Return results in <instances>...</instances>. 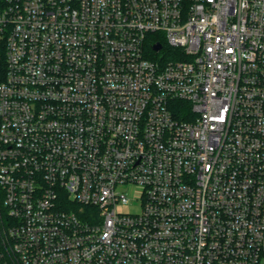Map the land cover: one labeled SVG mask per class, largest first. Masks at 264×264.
I'll return each instance as SVG.
<instances>
[{
  "label": "built area",
  "instance_id": "obj_1",
  "mask_svg": "<svg viewBox=\"0 0 264 264\" xmlns=\"http://www.w3.org/2000/svg\"><path fill=\"white\" fill-rule=\"evenodd\" d=\"M262 258L264 0H0V264Z\"/></svg>",
  "mask_w": 264,
  "mask_h": 264
},
{
  "label": "rangeland",
  "instance_id": "obj_2",
  "mask_svg": "<svg viewBox=\"0 0 264 264\" xmlns=\"http://www.w3.org/2000/svg\"><path fill=\"white\" fill-rule=\"evenodd\" d=\"M168 54H169L168 46L163 48L160 52L154 53L155 56H162V55H166L167 56ZM130 199H132V197ZM260 264H264V258L261 259Z\"/></svg>",
  "mask_w": 264,
  "mask_h": 264
},
{
  "label": "trees",
  "instance_id": "obj_3",
  "mask_svg": "<svg viewBox=\"0 0 264 264\" xmlns=\"http://www.w3.org/2000/svg\"><path fill=\"white\" fill-rule=\"evenodd\" d=\"M153 34H157V33H153ZM159 36V35H158ZM157 40L160 41V43L163 45V48L167 47V44L165 42V40L161 37H158ZM151 44H152V41H150L147 45V49L150 53H152L153 51L151 50Z\"/></svg>",
  "mask_w": 264,
  "mask_h": 264
},
{
  "label": "water",
  "instance_id": "obj_4",
  "mask_svg": "<svg viewBox=\"0 0 264 264\" xmlns=\"http://www.w3.org/2000/svg\"><path fill=\"white\" fill-rule=\"evenodd\" d=\"M161 48V43L160 42H155L153 45H152V49L157 51Z\"/></svg>",
  "mask_w": 264,
  "mask_h": 264
}]
</instances>
